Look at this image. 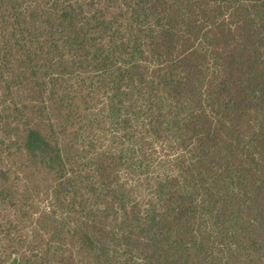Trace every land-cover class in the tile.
Masks as SVG:
<instances>
[{
	"label": "trees",
	"instance_id": "trees-1",
	"mask_svg": "<svg viewBox=\"0 0 264 264\" xmlns=\"http://www.w3.org/2000/svg\"><path fill=\"white\" fill-rule=\"evenodd\" d=\"M1 1L0 66L20 45L40 73L13 144L48 205L0 166L31 220L0 219V264H264V0ZM161 135L181 155L150 178Z\"/></svg>",
	"mask_w": 264,
	"mask_h": 264
},
{
	"label": "rangeland",
	"instance_id": "rangeland-1",
	"mask_svg": "<svg viewBox=\"0 0 264 264\" xmlns=\"http://www.w3.org/2000/svg\"><path fill=\"white\" fill-rule=\"evenodd\" d=\"M10 11L8 5L2 3L0 0V34L7 33V22L5 16H8ZM22 47L16 46L10 53V58L7 61H3L0 66V166L4 170L11 172V180L18 185L21 190L24 184L29 185L32 191L28 192L30 197L35 198L38 201V205L30 207L31 213L43 209L47 206L46 198L42 193L47 188V183L43 181L42 176H32L25 172V167L20 163V160L16 158L18 155V146L13 144L18 133V126L32 123V120L42 117L40 112L41 102L43 101L40 86L42 82L40 79V73L37 71H26L23 69L24 63L22 60ZM34 63L37 62V57L33 55ZM40 59V57H38ZM47 62L55 63V58H50ZM40 63L39 60L37 64ZM42 63V62H41ZM41 65V64H40ZM21 69V70H20ZM57 67H51L49 73H56ZM74 74L71 77H76ZM47 118V116L45 115ZM188 135H191L189 133ZM157 140L146 141V152L150 155L152 165L148 169L149 177L154 178L158 172H163L167 169L169 164L178 156L181 155V149L176 147L177 145L169 143L165 136H157ZM162 137V138H159ZM109 135L106 137L107 145H111L107 142ZM189 139V138H188ZM152 142V143H150ZM187 140L185 144L189 143ZM211 145H214V141H211ZM13 156V157H12ZM11 157V158H9ZM9 158V159H8ZM210 159V157H208ZM206 158V161L209 159ZM30 175V177H29ZM30 178V179H29ZM33 189L37 190L34 191ZM36 192V193H35ZM28 194V195H29ZM38 208V209H37ZM15 209L8 208L3 204H0V219H10L11 216H15ZM11 215V216H10ZM21 216V215H20ZM25 217V215H22ZM10 229L16 228L18 233L27 234L31 226V220L29 216L25 219L17 220L15 217L11 223ZM18 225V228L15 227Z\"/></svg>",
	"mask_w": 264,
	"mask_h": 264
}]
</instances>
